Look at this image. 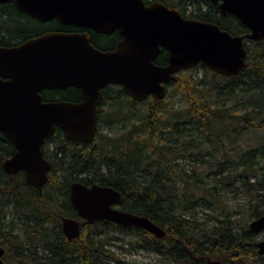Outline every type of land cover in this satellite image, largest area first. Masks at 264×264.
<instances>
[{
	"label": "trees",
	"instance_id": "16d2710c",
	"mask_svg": "<svg viewBox=\"0 0 264 264\" xmlns=\"http://www.w3.org/2000/svg\"><path fill=\"white\" fill-rule=\"evenodd\" d=\"M201 1L211 4L209 0ZM6 9L10 14H20L12 4L4 3L0 4V17ZM193 11L199 13L198 8ZM209 11L190 17L213 21L233 35L249 32L233 15L221 14L215 4L213 14L207 15ZM29 22L33 23L32 19L25 16L24 24ZM7 37L8 30L0 25V45L7 44ZM244 46L247 66L238 75H219L213 71V85L191 80L183 83L182 94L190 106L183 124L170 123L168 107L160 106L161 99L153 98L154 103L141 121L110 142L107 150L104 146H91L92 143L73 142L56 128L52 138L56 141L60 138L56 145L57 156L48 158L51 169L41 191L25 180L15 184L4 173L2 161L12 155L13 148L0 133V188L3 187L0 196L6 198L2 220L7 208L24 218L19 224L25 240L19 246L7 247L13 256L11 264H142L121 258L110 249L119 240L132 250L154 253L172 264H204L207 258L219 259L223 264H264V256L257 253L256 247L259 232H252L247 224L237 229L227 216L217 215V224L208 225L198 222L193 215L195 206L211 211L219 207V200L215 201L218 203L215 206L206 198L219 199L223 187L254 193L252 199L256 203L251 206V216L254 219L264 214V144L241 154L234 163L236 167L227 169L228 174L209 171L208 178H216L217 186L204 183L202 178L187 176L178 163L190 156H203L199 152L205 144L210 145L205 151L210 154L215 141L221 145L237 125L243 129L264 130V38L245 39ZM179 80L177 77L168 85ZM118 93L126 96L130 103H137L123 90ZM41 94L45 101L79 100L78 91L73 87L43 90ZM106 97L102 104H110ZM98 111L93 141L100 136L98 130L104 107H98ZM187 149L197 154L186 155ZM258 169H262V173L258 174ZM2 176L9 177L8 181L2 180ZM72 181L113 187L122 194V210L149 218L165 235L157 238L142 228L101 220L86 223L80 236L68 241L57 214L68 217L75 214L68 198ZM178 181L183 182L181 191ZM3 221L0 219V229L5 224ZM15 235L8 228L3 238L11 237L17 242Z\"/></svg>",
	"mask_w": 264,
	"mask_h": 264
},
{
	"label": "water",
	"instance_id": "95a60500",
	"mask_svg": "<svg viewBox=\"0 0 264 264\" xmlns=\"http://www.w3.org/2000/svg\"><path fill=\"white\" fill-rule=\"evenodd\" d=\"M222 14H232L249 29L233 35L215 23L184 18L159 2L143 0H0L40 21L56 18L62 24L87 26L97 32L114 28L124 39L115 50L102 52L86 34L43 33L18 45L0 46V132L16 151L3 162L8 173L23 170L27 184L41 189L50 163L40 146L59 127L71 141L90 142L96 134L100 89L120 84L135 101L148 95L161 99L163 84L174 73L198 64L219 75H238L247 66L244 39L264 38V0H212ZM167 51V65L152 60ZM75 87L78 101H43L40 91ZM121 193L109 186L79 182L70 185V202L87 223L105 220L124 227H137L157 238L164 230L145 216L112 207ZM62 232L72 239L80 222L61 217ZM252 232L264 230V214L249 223ZM264 256V240L256 243ZM4 249L0 247V264ZM50 264V263H42ZM204 264H223L207 258Z\"/></svg>",
	"mask_w": 264,
	"mask_h": 264
},
{
	"label": "rangeland",
	"instance_id": "374dc122",
	"mask_svg": "<svg viewBox=\"0 0 264 264\" xmlns=\"http://www.w3.org/2000/svg\"><path fill=\"white\" fill-rule=\"evenodd\" d=\"M178 77L180 79L179 81L166 87L165 96L161 99L160 106L168 107L167 118L170 123L183 124L189 116L188 110L190 107L186 98L182 94L183 83H185L186 80H191L192 83H198V81H201L202 83L213 85V71L206 68L204 65L198 64L182 71L178 74ZM107 94L114 95L115 97L112 99H106V101L112 106L104 107L105 111L101 121V128L98 130L100 136L98 139L94 140L91 145L104 146L106 150L110 147V142L121 134L126 133L133 124L141 121L146 110L154 103L153 98L150 97L144 101L132 104L126 96L118 93V88H111L107 91ZM211 94L213 96V92ZM59 139L60 138L56 141V145L60 142ZM259 144H264V130L255 131L243 129L237 125L235 130L231 131V136L225 138L221 145L215 141L213 149L210 150V154L205 153L206 149L210 146L205 144L203 148H201V152H199V154L203 156H190V158L179 160L178 163L183 167L185 171L182 170L187 176H194L195 179L202 178L204 183L208 182L217 186L219 184H217L216 178H208L209 171H215V173L219 174H228L227 169L229 170L230 168L236 167V164L234 163L238 160L241 154H245L249 148L255 147ZM185 153L186 155L191 153H194V155L197 154L193 149H187L185 150ZM261 163L262 161H260V164ZM257 173H262V169H258ZM177 184L181 191L183 182L178 181ZM200 192L205 195L207 193L202 189ZM197 193H199V190H197ZM253 195L254 193L250 194L246 190L235 191L234 188L227 189L223 187L218 195L219 199L215 198V196L212 198L206 195V200L212 201L215 206L218 204L215 201L219 200V207H215V209L211 211L201 206H195L193 213L195 216L194 218L198 222H207L208 225H214L217 224V215H221L219 216L220 218L227 216V218L232 221V225L238 229L239 227L244 226V224L248 225L253 219L251 216V206L256 203L255 199H252ZM6 212L4 218L5 224L2 226V229L4 230L0 232V242L4 245L3 248L5 249L4 262L6 264H11L14 262L13 256L10 251L7 250V247L12 245L19 246V243L25 240L22 225L19 224L21 219L23 220L24 218L20 217L19 213H14L11 208H7ZM8 228L16 234L17 242L11 237L6 239L1 237L2 233H7ZM117 236L122 239L121 234H118ZM263 237L264 232H259L257 238L260 240ZM127 238L128 237H125V239ZM7 243H9V245H7ZM110 249L121 258L132 261L135 260L142 264H172L167 262V259L154 253L145 252L143 250H132L126 243H122L121 240L115 241L114 244L110 246Z\"/></svg>",
	"mask_w": 264,
	"mask_h": 264
},
{
	"label": "flooded vegetation",
	"instance_id": "af4514ba",
	"mask_svg": "<svg viewBox=\"0 0 264 264\" xmlns=\"http://www.w3.org/2000/svg\"><path fill=\"white\" fill-rule=\"evenodd\" d=\"M144 3L146 5H149L151 3H155V2H159L163 5H165L166 7L168 8H173L175 9L176 11H178V13H180V15L184 18H189V19H195L193 17H190L191 14L194 15V14H198V15H203V12H208L209 10V14H213V1L212 0H209V2L211 4H207L206 2H203L201 0H173L172 2L169 1V0H143ZM0 4H4V3H0ZM8 4H11V3H8ZM13 5V4H12ZM216 5V4H215ZM14 6V5H13ZM15 8V7H14ZM195 8H198L199 10V13H196L194 12L193 10ZM16 9V8H15ZM17 10V9H16ZM18 11V10H17ZM20 14L16 13V14H10L9 10L6 9V11H2V15L0 17V25L5 29V30H8V37H7V40L5 42L6 45H0V46H6V47H11V46H15V45H18L30 38H34L36 36H39L43 33H48V32H54V33H67V34H72V33H79V34H86L88 37H89V42L93 45L94 48L102 51V52H107V51H112V50H115L116 46L123 41L124 39V35L122 33V31L118 28H114L113 30H110L108 32H97V31H94L93 29L87 27V26H78V25H75V24H62L60 21H58L56 18H53V19H50V20H47V21H40L36 18H33V17H30L20 11H18ZM221 13V12H220ZM222 14V13H221ZM226 14H230V13H226ZM226 14H223V15H226ZM29 17L30 19H32L33 23L29 22L28 25H25L24 24V21H25V16ZM206 15V16H207ZM232 15V14H231ZM35 20V21H34ZM197 20V19H195ZM198 21H202V22H208V23H213V21H207V20H198ZM3 22V24H2ZM247 28V27H246ZM248 29V28H247ZM249 30V29H248ZM10 32V34H9ZM245 40V39H244ZM157 47L159 49V51L156 53L155 57L153 58L152 62L157 65V66H166L167 65V51L164 49L163 45L161 44H157ZM161 59V60H160ZM202 65V64H200ZM186 70V69H184ZM184 70H180L176 73L173 74V76L175 77L174 80H170L168 81L167 83H164L163 86H164V89H165V92H166V87L167 85L170 83V82H173L177 79L178 77V74L181 73L182 71ZM69 87V86H68ZM66 87V88H68ZM66 88H57V89H43V90H64ZM75 88V87H73ZM111 88H118V91L120 90H123V87L122 85L120 84H113V83H108L106 84L105 86H103L101 89H100V92H101V99L99 101V104L97 107H107V106H110L111 104H102L103 103V99L106 97L107 99H112L113 97H115L114 95H108L107 94V91L110 90ZM77 89V88H75ZM43 90L40 91V95L42 97V92ZM78 91V94H79V90L77 89ZM125 93V92H124ZM126 94V93H125ZM127 95V94H126ZM105 96V97H104ZM128 96V95H127ZM164 96H165V93H164ZM163 96V97H164ZM58 97V96H57ZM130 97V96H129ZM155 98L154 96L152 95H148L146 98H144L143 100H140V101H137V102H141V101H144L146 100L147 98ZM162 97V98H163ZM131 98V97H130ZM161 98V99H162ZM156 99V98H155ZM42 100L45 101L42 97ZM134 100V99H133ZM51 101H58V100H51ZM67 101V100H66ZM135 101V100H134ZM112 106V105H111ZM56 128L60 129L59 127L57 126H54L53 127V131L52 133L43 140L41 146H40V149L43 153V157L45 160H47L49 163V159L48 158H52L54 157V155L56 154V139L52 138V135L53 133L55 132ZM61 130V129H60ZM62 131V130H61ZM63 132V131H62ZM1 133V132H0ZM2 134V133H1ZM3 135V134H2ZM65 135V134H64ZM4 136V135H3ZM66 137V136H65ZM5 140L7 141L8 144H11L12 145V148H13V153L11 156L5 158L3 161H2V169L4 171V173L7 175V176H10L12 181L17 184V181L19 180H25V174H24V171L23 170H17L15 173H8L4 170L3 168V162L6 160V159H9L13 156V154L15 153L16 149L15 147L13 146V144L4 136ZM67 138V137H66ZM95 138V136H94ZM93 138V139H94ZM93 139L90 141V142H86V143H83V144H91ZM70 140V139H69ZM73 142H76V141H73ZM79 143H82V142H79ZM60 149H63L60 147ZM60 155V154H59ZM58 155V156H59ZM57 156V155H55ZM50 169H51V163H50ZM50 169L48 170L47 172V180H48V173L50 171ZM107 173V172H105ZM22 176V178L20 177ZM9 177H4L2 176V180H6L8 181ZM1 180V181H2ZM20 182V181H19ZM47 182V181H46ZM45 182V183H46ZM74 182H79V183H82L80 181H72L70 184H69V187H68V198H69V201H70V185ZM84 184V183H82ZM96 184V183H94ZM29 185V184H28ZM45 185V184H44ZM43 185V186H44ZM86 185V184H84ZM92 185V184H91ZM100 185V184H98ZM31 186V185H30ZM42 186V187H43ZM86 186H90V185H86ZM102 186H108V185H102ZM41 187V189H42ZM111 187V186H109ZM35 188V187H34ZM113 188V187H112ZM3 189V187L0 188V190ZM41 189H37L38 191H41ZM122 195V194H121ZM5 195H2L0 196V219L1 221L2 220V211L4 212V203L6 201V198H4ZM122 201V200H121ZM71 203V202H70ZM121 203V202H120ZM120 203L119 204H114L112 207L114 208H117V209H120ZM73 206V205H72ZM75 209V208H74ZM125 211V210H123ZM128 212V211H127ZM134 214V213H133ZM57 216L60 218V222H61V217H68V216H63L61 214H57ZM68 218H71V219H75L77 221L80 222V225H79V235L75 238H72V239H68L66 236V239L68 241H72L76 238H78L81 234V231H82V227L87 223L83 218H81L80 216H78L76 210H75V214L68 217ZM253 220V219H252ZM101 221V220H99ZM105 221V220H104ZM4 222V221H3ZM110 222V221H109ZM250 223V222H249ZM119 225V224H118ZM122 226V225H121ZM248 227H249V224H248ZM61 230H62V225H61ZM0 232H2V229H0ZM259 232H264V230L262 231H259ZM5 235V233H2V238L3 236ZM260 240H264V237ZM258 240V242L260 241ZM2 244V243H0ZM2 247V246H0ZM3 248V247H2ZM4 249V248H3ZM4 256H5V249H4V254L3 256L1 257V259L3 260L4 262ZM5 263V262H4ZM43 263H46V262H43ZM48 263V262H47ZM6 264V263H5ZM42 264V263H41Z\"/></svg>",
	"mask_w": 264,
	"mask_h": 264
}]
</instances>
